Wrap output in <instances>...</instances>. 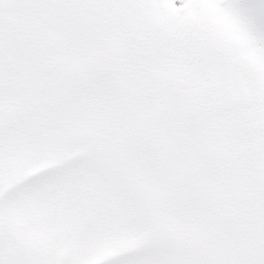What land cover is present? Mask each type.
Masks as SVG:
<instances>
[{
	"label": "snow or ice",
	"instance_id": "6c2138e0",
	"mask_svg": "<svg viewBox=\"0 0 264 264\" xmlns=\"http://www.w3.org/2000/svg\"><path fill=\"white\" fill-rule=\"evenodd\" d=\"M0 264H264V0H0Z\"/></svg>",
	"mask_w": 264,
	"mask_h": 264
}]
</instances>
